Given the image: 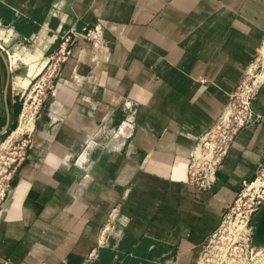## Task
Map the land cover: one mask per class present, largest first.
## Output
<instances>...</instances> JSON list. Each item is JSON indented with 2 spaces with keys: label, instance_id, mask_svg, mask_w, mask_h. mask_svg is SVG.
<instances>
[{
  "label": "crops",
  "instance_id": "1",
  "mask_svg": "<svg viewBox=\"0 0 264 264\" xmlns=\"http://www.w3.org/2000/svg\"><path fill=\"white\" fill-rule=\"evenodd\" d=\"M94 26L104 47L78 41L9 176L0 264H198L264 156L263 79L260 117L237 131L213 187L188 182L200 136L259 59L264 0H0V136L20 126L61 36Z\"/></svg>",
  "mask_w": 264,
  "mask_h": 264
},
{
  "label": "built area",
  "instance_id": "2",
  "mask_svg": "<svg viewBox=\"0 0 264 264\" xmlns=\"http://www.w3.org/2000/svg\"><path fill=\"white\" fill-rule=\"evenodd\" d=\"M80 39L90 42L94 48L100 49L105 45L100 26H94L82 31L71 29L64 33L61 36V42L57 50L48 57L45 67L32 82L23 102V112L27 109L28 100L32 98L27 110L33 113L35 119L41 104L55 90L56 83L61 77L63 63L73 54L74 48ZM256 69L257 66L255 65L245 74L236 90L231 93L230 100L219 120L211 128L203 132L191 153L187 171L188 182L195 184L201 191H207L213 187L218 166L237 131L242 126L254 123L260 117L252 109V99L262 82L258 79L262 72L257 74L258 71ZM32 108L34 111H30ZM230 116H232V119H230ZM27 131L22 132L24 137L19 143L18 155L14 157L13 162H10L5 169L9 171L7 180L0 183V200L5 196V192L9 187V176L16 170V166L26 154V149L32 144L30 130ZM263 206L264 156L258 162L254 177L242 180L235 200L225 210L220 225L209 237L211 240L213 236L228 228L230 237L233 239L230 244L240 243L243 246L241 251H244L245 257L238 258V261L228 258L224 260L226 264H264V260L259 257L260 253L257 250L259 246L253 241V235L257 227L255 217ZM115 220L116 214L114 210L101 230L102 242L110 234ZM204 246L205 244L202 251ZM261 248L263 249L264 246ZM202 254L198 264H204ZM249 254L253 256L251 261L248 260ZM90 256H93V253ZM221 262H218V264H222Z\"/></svg>",
  "mask_w": 264,
  "mask_h": 264
},
{
  "label": "rangeland",
  "instance_id": "3",
  "mask_svg": "<svg viewBox=\"0 0 264 264\" xmlns=\"http://www.w3.org/2000/svg\"><path fill=\"white\" fill-rule=\"evenodd\" d=\"M256 66L258 71L257 74L261 72L262 68V72L264 71V46L261 48L259 59L256 62ZM25 99L26 98H24L23 101H25ZM31 100L32 98H30L27 102V109H29L28 106L31 103ZM30 111H34L33 108ZM231 117L232 116H230V119H232ZM16 129H18L16 132L22 130L21 128H13L11 130L3 132V134H1L0 136V183L5 182L7 180L9 170L6 171L5 169L10 162H13L12 160L14 159V157L18 155L20 148L19 143L24 137L22 132H13ZM12 133L14 135H12ZM232 241L233 239L230 237V232L228 228L224 231H221L216 236H213L211 240L208 239L205 243L203 251L201 252L203 253L202 257L204 264H218V262L220 261H222V264H226V261L224 260L228 258L236 259V261H238V258H244L245 253L244 251H241V247L243 246H241L240 243H233L232 245L230 244L232 243ZM257 250L260 253L259 257L264 260V248L262 249L261 247H258ZM252 258L253 256L249 254L248 260L251 261Z\"/></svg>",
  "mask_w": 264,
  "mask_h": 264
},
{
  "label": "water",
  "instance_id": "4",
  "mask_svg": "<svg viewBox=\"0 0 264 264\" xmlns=\"http://www.w3.org/2000/svg\"><path fill=\"white\" fill-rule=\"evenodd\" d=\"M255 219L257 222V227L253 235V241L257 246L263 247L264 246V206L256 214Z\"/></svg>",
  "mask_w": 264,
  "mask_h": 264
},
{
  "label": "bare ground",
  "instance_id": "5",
  "mask_svg": "<svg viewBox=\"0 0 264 264\" xmlns=\"http://www.w3.org/2000/svg\"><path fill=\"white\" fill-rule=\"evenodd\" d=\"M258 79L260 81H262L264 79V71L262 72V74H260L258 76ZM34 119V116H33V113H29V110H25L23 112V115H22V118H21V122H20V126L18 128H21V132H24V131H27V130H30V126H31V123ZM13 135V133H12ZM11 135V136H12Z\"/></svg>",
  "mask_w": 264,
  "mask_h": 264
}]
</instances>
